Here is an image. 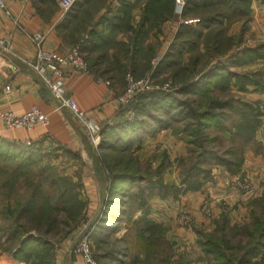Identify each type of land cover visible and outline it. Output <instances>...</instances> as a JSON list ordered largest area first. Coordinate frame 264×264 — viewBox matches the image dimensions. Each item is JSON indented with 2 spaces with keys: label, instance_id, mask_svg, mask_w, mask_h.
Wrapping results in <instances>:
<instances>
[{
  "label": "crops",
  "instance_id": "crops-1",
  "mask_svg": "<svg viewBox=\"0 0 264 264\" xmlns=\"http://www.w3.org/2000/svg\"><path fill=\"white\" fill-rule=\"evenodd\" d=\"M186 1L184 0L185 4ZM58 2L59 0H16L9 4L10 15L0 10V113L13 111L23 114L32 107H37L50 118L49 126H37L29 132L8 131L0 120V186L3 184L4 174L14 179V182L24 177L21 181V198L14 195L17 193L15 190L7 194L0 191V264H31L29 259L15 257L17 247L15 248L10 236L17 208L29 201L34 188H40L51 206L56 207L61 204L60 201L53 200L58 195V185L62 184L58 178L65 177L70 179V185L76 190L75 195L80 190L81 198L90 205H98L100 208L106 200L107 182L98 169V149L90 143L81 124L71 113L57 108V102L50 91L22 59L35 58L37 48L31 36L36 33L44 34L43 44L46 49L61 54L69 52L79 41L86 39L81 53L89 60L90 74H77L71 68H66L65 87L79 107L90 113L101 128L106 124L111 125L122 107L118 98L125 90L129 74L122 76L121 69L115 67V59L123 58L119 54L123 46L131 51L132 30L137 28L143 16L146 0H80L65 15H62ZM237 4L238 10H226L228 15L218 26L222 31V41L228 42L229 50L223 56H215L210 52L207 59L204 56L205 44L201 38L197 51L191 52L184 48L180 63L184 74L188 69L192 70L190 63L195 56L200 57L202 62L195 69L196 73L216 67L221 62V72L228 73L232 81L228 89L214 90V95L224 101L228 108L245 109L248 119L257 120L258 128L251 141L245 145L231 144L222 153L215 148L220 157L227 155L224 156L226 161L220 163L215 160L206 165L207 177L201 178V186L193 190L176 180L180 173L178 168H183L190 158V146L186 143L182 123L172 120L167 127L157 129L153 134H141L140 142H135L128 151L143 165L148 164V160H144L146 154L154 155L157 160L154 163L149 161L154 170L160 167L161 161L166 163L162 183H155L153 193L147 198V214L152 222L162 228L163 240L173 245L172 259L177 256L185 257L186 264H211L200 242L203 236L214 234L222 224H225L228 237L232 238L233 243H237V238L248 241L243 230L252 227L254 218L264 206V153L252 150L253 144L257 145L258 142H261L258 143L260 148H264V0H240ZM14 19L18 20V25ZM183 20L174 13L173 18L150 30L145 41L146 53L152 51L155 57L149 62L151 69L143 75L151 73L152 76L158 66L156 61L159 62L170 52L179 28L185 25ZM198 22L189 26L196 29ZM211 31L205 29L204 35H210ZM209 47L212 48L213 45L210 44ZM171 54L174 56L168 62L173 65H168L160 74L163 75L161 78L174 74L178 53L171 51ZM137 63L139 70L137 69L136 74L141 76V71L147 67V60L140 59ZM240 77H247L255 83L247 84L244 79L246 83L239 86L236 81ZM179 88L177 85L173 90ZM181 94L189 98L183 102L189 101L191 108L202 104L196 95L186 93L185 87ZM258 108L261 116H258ZM131 113L128 111L127 116L134 115ZM240 113L225 120L228 130L209 129L206 135L218 142H241L243 139L236 136L235 129L232 128L234 122H242ZM25 141L32 144L25 145ZM15 147H22L24 156H30L34 165L19 169L17 163L10 159L19 154V151L15 152ZM230 152L236 155L235 161H241L238 167L234 159L229 158ZM9 163H16V166H5ZM244 178L257 182L254 191L243 193L230 188V182ZM5 181L7 188L14 189L13 182ZM16 184L18 187L17 181ZM45 184L54 186L56 195L49 196ZM206 202L208 212L204 211L203 205ZM183 213L192 219L190 229L178 224L177 219ZM140 215L141 211L137 217ZM123 232L119 238L127 233ZM51 235L53 232L48 236L53 237ZM48 239L52 242L54 253L52 264H86L82 257L72 255L68 249L62 251V254L58 241Z\"/></svg>",
  "mask_w": 264,
  "mask_h": 264
},
{
  "label": "trees",
  "instance_id": "trees-1",
  "mask_svg": "<svg viewBox=\"0 0 264 264\" xmlns=\"http://www.w3.org/2000/svg\"><path fill=\"white\" fill-rule=\"evenodd\" d=\"M238 1L240 0H187L182 18L184 20L185 18L199 19L196 29H192L189 24L179 28L170 52L159 60L158 66L152 74V77H157L158 74L164 72L168 65L172 64L168 62V59L174 56L171 51L177 52L178 57L172 75L173 80L171 79L172 86L175 88L179 85L180 88L176 91L180 94L185 87V92L196 95L202 104L199 103L197 108H191L189 101H179L177 104L174 96L178 94L173 92L175 90L145 94L141 95L129 107L122 106L113 123L111 125L106 124L101 128L99 155L96 160L98 169H102L101 172L107 182L106 200L103 215L98 219L92 235L98 242L109 246L113 235L120 231L121 223L125 221L123 219H128V224L130 223L127 226V233L122 238H116L115 241L118 245L112 247L106 256L102 257L104 264H107V261H110V264L116 262L128 264L129 258L131 260L129 264H154L152 261L157 256L154 248L159 247L164 241L162 238L160 242L162 236H159V232L162 231L163 233L162 228L148 217L146 206L147 198L155 189L154 184L162 183L166 163L162 162L156 170L150 165L145 168L137 158L128 152L135 142H140L141 134L143 136L147 132L153 134L155 130L167 127L168 122L172 120L183 124L186 143L190 146V158L183 165L185 171L181 175V182L190 190L201 186L200 179L207 177L206 165L215 160L220 163L226 161L224 156L227 155L223 154V157H220V153L214 150L213 145L218 140H213L214 138L206 135L209 129L228 130L225 120L228 117L231 119L235 113L241 112L242 122H234L232 126L235 129L234 134L243 139L239 144L249 143L252 136L255 135L258 128L255 118L253 120L248 119L245 109L228 108L224 101L214 95V90H226L232 81V77L228 73L221 72L219 68L221 62L216 67L205 69L206 71L196 70V73L195 69L202 62L200 57L195 56L190 63L192 70L188 69L184 74L180 63L184 48L191 52L197 51L198 42L201 38L205 44L206 54L204 56L207 59H209L210 52L215 56H223L229 50L228 42L222 41V31L218 29V26L228 15L226 10L234 11L238 8ZM174 6L175 0H146L143 16L137 28L132 30L131 51L123 46L119 51L123 58L115 59V67L121 69L120 72L123 77L131 73L135 79H140L143 78L144 72L149 68L151 69L149 62L155 55L150 50V53H146V38L152 28L158 27V25L174 17ZM205 29L212 30V33L205 36ZM83 41L76 44V46H80L81 51L83 43L87 40ZM210 44L213 45L212 48L209 47ZM85 58L89 63L88 58ZM140 59L147 60V67L141 71V76L136 74L139 70L137 62ZM208 64L209 62H207ZM244 79L247 80V84L255 83L247 77H240L237 78L236 84L243 86L246 83ZM257 110L258 116H261V110L259 108ZM128 111L134 115L127 116ZM18 151L19 154L10 159L17 163L19 169L34 165L30 156H24L22 147H15V152ZM1 155L0 151V159ZM230 155H228L229 158L231 157L235 161L236 155L233 152H230ZM4 159L6 158L4 157ZM235 164L238 167L241 161L236 160ZM59 180L63 183L62 186L58 185V190H64V192H60L59 197L57 195L56 199L53 200L60 201V205L51 206L50 201L44 197L43 191L36 187L33 189L29 201L23 206H18L17 215L13 222L14 228L10 236L15 248L17 247L15 250L16 258L29 259L31 264H52L54 253L52 242L48 238H58L59 216L65 212L70 218L75 220L78 218L79 212L77 214L76 212L81 211L83 205L77 202V205H72V208L69 207V203L73 199L77 200L78 196L72 195L73 188L70 183L66 184L69 186L66 187L65 180L62 178ZM72 211L75 212L74 215L71 213ZM138 211H141L140 217L133 220L132 214ZM51 232H53L51 235L53 237L48 236ZM243 233L248 237V241L244 242L241 238H237L235 241L239 240L235 244L232 242V238L228 237L225 224H222L214 234L203 236L200 244L211 264H264V206L260 214L254 218L252 227L245 228ZM101 236H105L103 241ZM162 248L159 247L160 250ZM132 250L145 253L146 260L141 263L138 256H131ZM120 255L123 256L124 260L117 261ZM184 258L182 256H177L175 259L172 257L163 258L159 264H186Z\"/></svg>",
  "mask_w": 264,
  "mask_h": 264
},
{
  "label": "built area",
  "instance_id": "built-area-1",
  "mask_svg": "<svg viewBox=\"0 0 264 264\" xmlns=\"http://www.w3.org/2000/svg\"><path fill=\"white\" fill-rule=\"evenodd\" d=\"M16 0H0V10L10 15L9 4ZM79 0H59V8L62 15L67 14ZM184 0H175L174 13L178 17H182L184 12ZM18 25V20L14 19ZM199 20H183L185 25L196 23ZM44 34L36 33L31 36L32 42L37 48L34 59H22L23 63L29 67L41 80L43 85L50 91L52 97L57 102L59 110H68L74 119L79 122L85 131L90 143L99 148L101 142V127L92 115L83 111L76 100L70 96L65 87L66 68H71L77 74H90V65L86 58L82 55L80 46L74 47L64 54L46 49L44 47ZM109 84V82H107ZM173 90L170 83H159L152 76L147 75L142 79H135L131 74L126 77V89L119 96L118 102L121 106H130L135 103L141 95L155 94L159 92H169ZM133 115V113H131ZM0 120L8 131L25 130L33 131L37 126L47 127L50 124V118L47 114L37 107H32L28 112L17 114L13 111H3L0 113ZM25 145H31L30 141H25ZM233 190L243 193L254 191V187L248 181H238L230 184ZM204 211L208 212V203H204ZM178 224L185 229L191 228V217L183 213L178 219ZM84 230L81 233L77 244V253L82 256L86 264H97L93 258L91 235Z\"/></svg>",
  "mask_w": 264,
  "mask_h": 264
},
{
  "label": "rangeland",
  "instance_id": "rangeland-1",
  "mask_svg": "<svg viewBox=\"0 0 264 264\" xmlns=\"http://www.w3.org/2000/svg\"><path fill=\"white\" fill-rule=\"evenodd\" d=\"M156 64H158V61H156ZM150 74L151 73L145 74V75H143V77H146L147 75H150ZM162 76H160V74H158L157 79L155 77H153V79H155L157 82L162 83V84L163 83H171L172 80H173L172 79V76H167V77L164 76L163 78H161ZM140 79H142V78H140ZM165 79H170V80H165ZM171 84L173 85V83H171ZM125 89H126V87H125ZM173 92L174 93H177L176 90L173 91ZM174 99H176L177 100V104H179V101L181 102V101L187 100L189 98H187L186 96L183 97L182 94H178L177 96H174ZM238 143L239 142H237V141L230 142V140L229 141L228 140H220L219 142H215V144L213 146H214V148H216V150H218L220 153H222V152H224L225 149H227V147L229 145H231V144H238ZM258 143L261 144V142H258ZM258 143H257V145L256 144H253L252 150L255 151V152L256 151H260V154H263L264 153V148L261 149L260 148V144H258ZM156 156H157V154H156ZM159 157H160V155H159ZM144 160H148V164L147 163H144V165H143L141 163V165H143V167L147 168L149 165H151V163L149 161L152 160V162L154 163L157 160V158L154 155H152V154H148V155L146 154V156L144 157ZM161 163H162V161H161ZM14 165L16 166V163H14V164H12V163L5 164V166H14ZM178 169L180 170V173H179L178 177H176V180L179 181V182H181L180 181L182 179L181 178V175H182V173H184L185 167H183V168L179 167ZM99 170H100V172L102 171L101 168ZM21 172H23V171H21ZM32 173H34V172H30V174H32ZM30 174H28V175H30ZM23 178L24 177H21L20 179H17L16 180L19 183L18 184V187H17L16 186L17 185L16 184V181L14 182L13 181L14 179H11L10 176H6V174H4L3 175V181L2 182L5 185L3 186L4 188H2V185L3 184L0 186V191L1 192L3 191L4 193L7 194V193H10L11 191L13 193V191L15 190V192H17V193H14V195L16 194L18 196V198H21L23 196V193H22V190H23L22 187H23V185H22V182H21ZM5 180H8L10 182H13L14 185H15L14 189L11 190L10 188H7L6 181ZM62 180H65L64 181L65 182V186H66V184L70 183V179L69 178L62 177ZM235 181L236 182H238V181L239 182L240 181H248L249 184H251L253 187L255 185H258L256 181L246 180V178H244V179H236V180L230 182V184L233 183V182H235ZM45 185H46L47 194L49 196L52 195V194L53 195H56V189H54V186H51L50 184H45ZM29 186L30 185H28V187ZM60 186H62V185H60ZM66 187H69V186H66ZM57 191H58V197L60 195V192H64V190H61V191L57 190ZM71 192H72V195H73V194L76 193V190H74V188H73ZM26 195H27V193H26ZM77 196H78V198H77L78 201L76 199H73V201H71L69 203V207L72 208L71 207L72 205H75V204L77 205V202H78V204H82L83 205L81 207L82 210L81 211L79 210V211L76 212V214L79 212L78 218L75 220L74 218H72V217L70 218L69 215H67V214H65V212H63V214H61L59 216L60 223L58 224V236H57L58 238H54V240L55 241H58V248H59L60 252L65 251L66 249H68L71 252L72 255L80 256L79 253H77L76 248H77V244H78V241L80 239L81 233H83L84 230H86L87 232L90 233L89 236L91 235L90 236L91 237V246H92L91 250H92V254H93L94 260L96 261L97 264H104V260L102 259V257L103 256L105 257L106 254H107V252L112 247H116L118 245L117 241H115L116 238L118 239L119 236H120V234H122L123 231H125V232L127 231V226L130 223L128 224V219H123L125 221H123L121 223V226H120V229H122V230L121 231H118L115 235H113V239L111 241V245L108 246L106 244H103V243L98 242L94 238V235H92V234L94 233V228L97 225L98 219L103 215L104 206H101L100 208H98V205L96 207H94V206L90 205V203L88 201L87 202L86 201H83V198H81V191L80 190L78 191V195ZM77 209H79V208H77ZM138 212H136L135 214H132L133 220H137V218H138L137 217ZM71 213L73 215L75 214V212H73V211ZM92 229H93V231H92ZM159 233H160L159 236L160 235L163 236L162 234L164 232L162 233V231H161ZM101 238H102V241H103L105 239V236H101ZM162 238L163 237H161L160 242L162 241ZM160 246L163 247L161 250L159 249ZM160 246L154 248V249H156V254H157V256L154 257V259L152 261L154 264H159V262L163 258L167 259V258L172 257V255H173L174 248H173V245L171 243H168L167 241L164 240L163 243ZM58 254H60V253H58ZM62 254H63V252H62ZM130 255L133 256V257L138 256V258H139L138 260H141L140 261L141 263L146 260L145 253L139 252L137 250H134V251L132 250L130 252ZM80 257H82V256H80ZM118 260H120V261L121 260H124L123 256H121V255L118 256L117 261ZM130 261L131 260L129 258L127 260V263L129 264ZM107 262H108L107 264H110V261H107ZM115 264H119V263L116 262Z\"/></svg>",
  "mask_w": 264,
  "mask_h": 264
}]
</instances>
